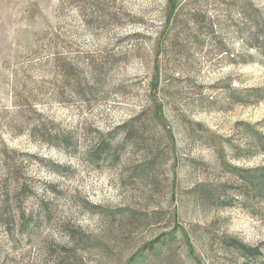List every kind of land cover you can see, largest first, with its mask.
<instances>
[{
    "label": "rangeland",
    "instance_id": "rangeland-1",
    "mask_svg": "<svg viewBox=\"0 0 264 264\" xmlns=\"http://www.w3.org/2000/svg\"><path fill=\"white\" fill-rule=\"evenodd\" d=\"M176 2L0 0V264H264V0Z\"/></svg>",
    "mask_w": 264,
    "mask_h": 264
},
{
    "label": "trees",
    "instance_id": "trees-1",
    "mask_svg": "<svg viewBox=\"0 0 264 264\" xmlns=\"http://www.w3.org/2000/svg\"><path fill=\"white\" fill-rule=\"evenodd\" d=\"M169 4H170V8H171V10L169 12V17H170L173 14V9L177 6V2H176V0H169ZM167 26H168V23H166L164 28H166ZM257 37H258V35L256 33V34L252 35L250 38H251V40L255 41L257 39ZM154 108H155L154 112H155L156 116H158L159 115L158 113H160V110H161V106L154 104Z\"/></svg>",
    "mask_w": 264,
    "mask_h": 264
}]
</instances>
